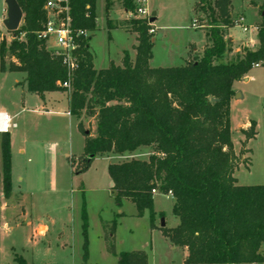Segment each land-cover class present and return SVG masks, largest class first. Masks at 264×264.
Wrapping results in <instances>:
<instances>
[{
  "label": "trees",
  "instance_id": "16d2710c",
  "mask_svg": "<svg viewBox=\"0 0 264 264\" xmlns=\"http://www.w3.org/2000/svg\"><path fill=\"white\" fill-rule=\"evenodd\" d=\"M95 1L68 0L73 33L95 31ZM207 1L200 0L196 6L210 17L207 45L200 57L183 66L149 67L153 48L149 31L153 27L150 18H138L127 21L137 43L133 61L123 52L120 66L111 62L107 68L95 70L89 52L91 36H79L75 39L76 67L69 71L63 57L49 51L46 40L38 38L46 22V0H16L23 23L8 46L0 43V73H25L27 91L40 97L53 92L67 94L68 114L77 120V130L84 138L81 168L73 172V163H69L72 175L86 172L96 156L152 148L146 161L131 159L108 165L113 201L117 208L123 200L131 202L137 218L147 212L150 229H155L152 190L171 195L172 214L179 224L160 231L172 246L186 249L184 264H264V185H237L239 158L230 133L234 82L243 79L253 65L264 66V1L258 7L262 17L257 26L258 48L245 49L233 62H223L231 52L232 42L225 37L226 30L234 26L231 2L214 0L206 8ZM122 7L131 12L133 0H122ZM21 35L23 39H19ZM82 115L94 120V137L79 122ZM241 133L246 144L256 135L255 123L250 122ZM0 150L2 194L8 200V133L1 134ZM80 216L84 263V202ZM115 228L114 219L105 234L110 254L114 253L109 243L114 240ZM14 261L26 264L17 255ZM118 264H147V255L143 251L120 253Z\"/></svg>",
  "mask_w": 264,
  "mask_h": 264
},
{
  "label": "rangeland",
  "instance_id": "374dc122",
  "mask_svg": "<svg viewBox=\"0 0 264 264\" xmlns=\"http://www.w3.org/2000/svg\"><path fill=\"white\" fill-rule=\"evenodd\" d=\"M199 1L133 0L134 9L128 12L127 21L141 18L136 12L141 6L146 7L149 18L151 13H155L150 67H180L186 60L192 61L202 55L205 31H208L211 24L208 12L196 10ZM213 1L208 0L205 3L206 8L212 6ZM263 1L230 0L234 26L226 30L225 37L232 38L233 43L231 52L225 55L223 62L235 61L243 55L245 49L254 50L255 46H252L251 40L257 39V26L262 19L257 7L262 5ZM2 3L3 0H0V43L4 41L8 46L15 31H7L1 26ZM252 4L257 7H253ZM106 6L122 11V0L95 1L97 24L91 47L97 70L106 68L108 59L118 65L122 51L130 52L132 45L135 44L132 35L120 29H107V14L109 19L110 16L113 19L121 15L118 11L106 12ZM239 17L243 18L242 26L235 24ZM123 21L117 20L115 25L130 29ZM194 22L198 29L192 27ZM22 23L23 17L18 29ZM242 27H246L248 32H244ZM19 39H23V35ZM193 47L195 51L192 50ZM46 48L53 51L56 48L54 41L46 43ZM128 55L130 59L134 58H131L129 53ZM5 60L9 61L7 57ZM22 76L23 73L0 75V82L7 84L12 78ZM233 89L240 94L239 97L233 96L230 100L231 141L239 158V167L235 172L237 185H264V66L253 68L243 79L234 82ZM65 106L66 100L62 98L51 103L48 109L61 112ZM51 117L53 124H57L60 129L53 131L57 137L54 141L50 139L48 132L42 133L41 139L45 142L44 156L35 154L16 158L14 188L15 191L29 195V199L24 200L23 205L26 208L32 207L30 214L33 228L26 224L28 218H22L21 220H25L24 224L14 227L13 219L19 211H14L12 199L7 200L6 205L9 206L3 209L0 218L2 224L0 264H17L14 261L15 255L23 258L26 264H118L120 253L133 251L145 252L147 264H184L186 249L172 246L160 231L162 220L167 229L176 228L179 224L178 219L172 214L173 199L163 194L153 196L154 220L157 226L155 229H150L147 212L137 218L131 202L125 200L122 202V208L118 210L113 201L109 187L108 165L133 158L146 161L147 152L150 150L143 147L131 154L110 153L96 156L82 177L72 178L69 163H73V172L81 168L79 158L83 153V136L76 129L74 120L70 122L67 117L53 115ZM79 122L85 130L94 133V120L82 115ZM250 122L255 123L256 135L243 144L245 138L241 131L247 129ZM64 154L77 158H66ZM27 159H30V162H27ZM18 176L23 178L22 182L16 180ZM55 188L63 190L60 191V195L55 194L53 191ZM15 202L18 204V199ZM82 202L87 222V260L84 263L80 216ZM118 211L124 215L119 217ZM114 219L116 220L114 240L109 243L113 245L114 253L110 254L106 250L105 234L109 232ZM38 223L47 227L43 238H36L32 234V229H35ZM8 225L13 226V230L7 231ZM43 231V228H39L37 233L41 234Z\"/></svg>",
  "mask_w": 264,
  "mask_h": 264
},
{
  "label": "crops",
  "instance_id": "0c3cea01",
  "mask_svg": "<svg viewBox=\"0 0 264 264\" xmlns=\"http://www.w3.org/2000/svg\"><path fill=\"white\" fill-rule=\"evenodd\" d=\"M3 5V17L1 20V26H3V21L5 19H7V6L5 5V2L3 0V3L1 4ZM257 7V6H256ZM255 7V8H256ZM122 11H120L119 9L115 10L114 8H109L108 12H112V11H118L120 12V17L116 16L113 19L110 16L109 19V14H107L108 16V23H106V27L108 30H112V29H120L122 31H124L126 34L132 35L135 39V34L129 32V29L125 28V26H121L115 25V22L117 20L123 21V24H127V20H128V15L129 13L123 9V7H121ZM146 8V7H145ZM258 8V7H257ZM233 13V12H232ZM152 14V13H151ZM155 21H156V17H155ZM154 21V22H155ZM153 22V23H154ZM152 23V27H153V34H154V24ZM96 24H97V18H96ZM4 27V26H3ZM95 32V31H94ZM89 33L88 36H91V39L89 41V52L92 55L93 58V66L95 69V56L93 55L94 53L92 52V47H91V43H92V36L93 33ZM229 40L232 41V38H228ZM252 46L254 50L251 51H255L257 49L258 46V40H251ZM137 45L136 41L135 44L132 45L131 47V51L128 52L132 57H134L133 59H131L132 61L135 59V51L133 50V47H135ZM207 45V38L205 36V44L204 47ZM204 47L202 48V51L204 49ZM191 48V47H190ZM193 51H195V48H192ZM123 52H127V51H122ZM122 53L119 55V60H118V65H116L113 61H110V59H108V64L106 66V68L108 67V65L112 62L114 65L116 66H120L121 65V59H122ZM202 54V52H201ZM200 57V56H198ZM152 60V59H151ZM150 60V61H151ZM149 61V64H150ZM189 62L188 60L185 61ZM150 67V66H149ZM152 68V67H150ZM157 68H165V67H157ZM105 69V68H103ZM97 70V69H95ZM101 70V69H99ZM7 74H12L9 72H5V73H0V75H7ZM234 93H236V91L233 89ZM61 96L63 99L66 100V106L65 109H63L61 112H53L50 111V109H48V106H51V103H55L58 102ZM68 99H67V94L66 93H60V92H53V93H45L43 95V97H40L34 93H30L27 91V84H26V74L23 73V76L21 78H12V80L7 83V84H3L2 82H0V113H5L9 118L12 124L15 125V127L13 129H11L8 134H9V138H10V153H11V196L8 200H13V209L14 211L17 210L19 211V213L14 217L13 219V223H14V227L16 225H23L25 220H21L22 218L27 219L26 224L29 225L31 228H33V222L31 221V209L32 207H25L23 205L24 200L29 199V195H27L25 192L22 191H15V186H14V177H15V161L16 158H24L27 155L29 156H34L35 154L44 156L43 154H45L44 152V141L41 139L42 138V133L48 132L51 137L50 139H52V141L57 140L56 135L54 134L53 131H59L60 127L56 124H53V116H61V117H67L70 122H72L73 120L76 123V129H77V120L70 116L68 114ZM55 113V114H54ZM56 121V120H55ZM91 136H95V130L94 133H91ZM0 140H1V133H0ZM83 145H84V138H83ZM43 148V149H42ZM139 150V149H138ZM147 150H150L147 152V155L149 156L150 154L153 153L152 148H147ZM55 154V153H54ZM56 155V154H55ZM64 156L66 158L69 157H75L74 155L72 156H68L66 154H64ZM79 157V156H78ZM135 159V158H133ZM27 162H30V159L26 160ZM70 166V165H69ZM0 218H1V212L3 211L4 208H8L9 205H6L7 200H5L3 198V194H2V186H1V174H2V163H1V150H0ZM70 174H71V168H70ZM83 174H79V175H72V178H77L82 177ZM18 182H22L23 178L21 176H18L16 179ZM110 184L109 187L111 185V180L109 178ZM111 188V187H110ZM55 194L57 193V195H60V191L63 190H57L55 188ZM80 192H83V187H80ZM112 194V192H111ZM113 195V194H112ZM157 195V193L155 194ZM35 196V194H34ZM166 197H169L171 199H173L171 197V195H164ZM16 199H18V204L16 201ZM125 200H123L122 202H124ZM174 201V199H173ZM117 208V207H116ZM122 208V204L120 208H117L118 210ZM118 214H123V212L118 211ZM136 215V213H135ZM154 226L157 227L155 225V220H154ZM13 226H7L6 230H13L14 228ZM165 227V224H164ZM39 228H43L44 231L41 234H38V230ZM162 228V227H161ZM2 229V224L0 222V230ZM46 231H47V227L44 224H37V226L35 227V229H32V234L34 237H39V238H43L46 235ZM262 250L264 251V245L262 246ZM187 253V252H186ZM264 253V252H263Z\"/></svg>",
  "mask_w": 264,
  "mask_h": 264
},
{
  "label": "built area",
  "instance_id": "2783aa9c",
  "mask_svg": "<svg viewBox=\"0 0 264 264\" xmlns=\"http://www.w3.org/2000/svg\"><path fill=\"white\" fill-rule=\"evenodd\" d=\"M138 3L142 2L138 1ZM43 10L46 13V22L43 30L38 34V38L46 40V43L50 40L54 41L56 48L52 52L63 57V62L69 71L74 70L76 67L75 51L77 49L75 39L79 36L87 37L88 33L83 31L73 33L71 31L68 0H46ZM136 12L141 18H149L147 10L143 6L137 8ZM242 22L243 18L239 17L235 24L242 26ZM192 27L199 28L195 22ZM242 30L248 32L246 27H242ZM149 33L153 34V30H150ZM258 67L259 64L253 65V68ZM64 85L66 86V84ZM14 127L15 125L11 123L10 118L5 113H0V133H8ZM152 194L155 195L156 191L152 190Z\"/></svg>",
  "mask_w": 264,
  "mask_h": 264
},
{
  "label": "water",
  "instance_id": "95a60500",
  "mask_svg": "<svg viewBox=\"0 0 264 264\" xmlns=\"http://www.w3.org/2000/svg\"><path fill=\"white\" fill-rule=\"evenodd\" d=\"M5 5L7 6V19L3 21V26L7 31H16L23 17V13L19 8L16 0H4ZM155 21V13H152L149 19V24H152ZM234 96L237 98L240 96L239 93H235ZM211 102H216L215 99H211ZM110 187H113L111 183ZM161 227H164L163 220L161 221Z\"/></svg>",
  "mask_w": 264,
  "mask_h": 264
}]
</instances>
